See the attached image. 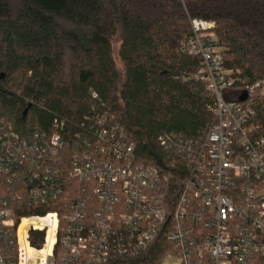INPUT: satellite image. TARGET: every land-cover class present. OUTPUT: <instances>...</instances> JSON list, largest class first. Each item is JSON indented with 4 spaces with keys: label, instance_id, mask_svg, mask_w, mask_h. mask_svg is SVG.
Returning a JSON list of instances; mask_svg holds the SVG:
<instances>
[{
    "label": "built area",
    "instance_id": "2783aa9c",
    "mask_svg": "<svg viewBox=\"0 0 264 264\" xmlns=\"http://www.w3.org/2000/svg\"><path fill=\"white\" fill-rule=\"evenodd\" d=\"M191 25L215 123L198 139L163 135V167L139 161L104 102L73 134L55 124L22 137L0 120V264H111L160 235L170 242L160 264H264V137L252 122L264 82L227 99L240 77L223 66L215 23ZM15 202L58 208L16 216Z\"/></svg>",
    "mask_w": 264,
    "mask_h": 264
},
{
    "label": "trees",
    "instance_id": "16d2710c",
    "mask_svg": "<svg viewBox=\"0 0 264 264\" xmlns=\"http://www.w3.org/2000/svg\"><path fill=\"white\" fill-rule=\"evenodd\" d=\"M195 19L215 23L223 66L240 77L227 99L264 82V0H0V120L22 137L55 124L73 134L104 102L139 161L165 166L163 135L198 139L215 123L214 95L196 78L202 59L187 46ZM255 96L254 133L264 137V94ZM12 205L16 216L58 208ZM169 245L160 235L111 264H160Z\"/></svg>",
    "mask_w": 264,
    "mask_h": 264
},
{
    "label": "rangeland",
    "instance_id": "374dc122",
    "mask_svg": "<svg viewBox=\"0 0 264 264\" xmlns=\"http://www.w3.org/2000/svg\"><path fill=\"white\" fill-rule=\"evenodd\" d=\"M118 46H119V42L117 40L114 41L113 43V48H114V56H115V60L117 62L118 67L122 68V64L121 61L117 55V51H118ZM175 262V259H173L172 257H168L165 261L166 264H172Z\"/></svg>",
    "mask_w": 264,
    "mask_h": 264
},
{
    "label": "water",
    "instance_id": "95a60500",
    "mask_svg": "<svg viewBox=\"0 0 264 264\" xmlns=\"http://www.w3.org/2000/svg\"><path fill=\"white\" fill-rule=\"evenodd\" d=\"M247 97H246V94H243L241 97H240V100L243 101L245 100Z\"/></svg>",
    "mask_w": 264,
    "mask_h": 264
}]
</instances>
